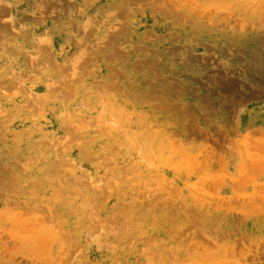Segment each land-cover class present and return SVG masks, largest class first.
Instances as JSON below:
<instances>
[{
    "label": "rangeland",
    "instance_id": "rangeland-1",
    "mask_svg": "<svg viewBox=\"0 0 264 264\" xmlns=\"http://www.w3.org/2000/svg\"><path fill=\"white\" fill-rule=\"evenodd\" d=\"M0 264H264V0H0Z\"/></svg>",
    "mask_w": 264,
    "mask_h": 264
}]
</instances>
